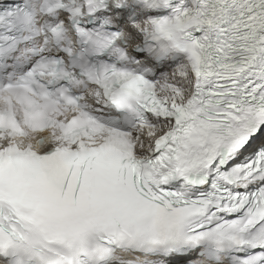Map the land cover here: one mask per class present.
<instances>
[{
	"label": "snow or ice",
	"instance_id": "6c2138e0",
	"mask_svg": "<svg viewBox=\"0 0 264 264\" xmlns=\"http://www.w3.org/2000/svg\"><path fill=\"white\" fill-rule=\"evenodd\" d=\"M0 264H264V0H0Z\"/></svg>",
	"mask_w": 264,
	"mask_h": 264
}]
</instances>
